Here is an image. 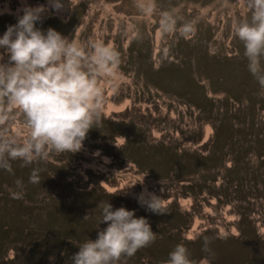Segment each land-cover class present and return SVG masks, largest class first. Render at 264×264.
<instances>
[{
	"label": "rangeland",
	"instance_id": "rangeland-1",
	"mask_svg": "<svg viewBox=\"0 0 264 264\" xmlns=\"http://www.w3.org/2000/svg\"><path fill=\"white\" fill-rule=\"evenodd\" d=\"M59 2L54 10L50 0H0V38L25 7L43 5L38 28L85 46L111 44L120 64L100 79L102 123L81 151L28 167L11 160L12 172L0 169V264H73L79 246L107 227L99 224L105 202L151 219L164 239L120 264H163L174 248L164 241L179 226L172 239L188 241L191 256L264 264V89L234 32L236 21L251 17L246 0H154L147 15L138 0ZM163 11L179 18L177 31H162ZM187 21L196 30L185 36ZM0 55L7 63L5 49ZM6 126L18 142L26 138L19 111ZM33 168L41 169L38 184L29 182ZM17 179L22 199L11 196L21 191ZM152 194L162 198L164 213L139 206Z\"/></svg>",
	"mask_w": 264,
	"mask_h": 264
},
{
	"label": "clouds",
	"instance_id": "clouds-1",
	"mask_svg": "<svg viewBox=\"0 0 264 264\" xmlns=\"http://www.w3.org/2000/svg\"><path fill=\"white\" fill-rule=\"evenodd\" d=\"M50 3L54 10L63 7L59 0ZM136 6L145 15L155 11L154 0H138ZM246 6L251 17L236 21L234 32L243 43L248 71L264 89V0H246ZM45 11L43 5L25 7L17 24L10 25L0 38V48L8 56L7 63H0V169L8 172H12L11 160H21V166L28 167L47 161L53 153L81 151L88 132L102 123L105 89L100 79L113 76L120 64V53L111 44L97 41L85 46L52 28L46 32L38 28ZM160 17L164 33L177 31L179 18L174 12L163 11ZM195 30V21H187L180 32L186 36ZM16 111L22 113L27 132L22 142L9 135L6 126ZM40 171L32 169L30 183H40ZM15 185L21 191L10 190L11 196L22 199V180L17 179ZM161 201L154 194L148 198L142 195L139 200L157 214L164 213ZM99 207V224L107 227L95 240L88 238L79 246L71 258L73 264H120L122 258H130L155 242L157 234L145 217L135 216V210H114L108 202ZM207 243L206 237L205 246ZM163 264L195 262L181 243Z\"/></svg>",
	"mask_w": 264,
	"mask_h": 264
},
{
	"label": "trees",
	"instance_id": "trees-1",
	"mask_svg": "<svg viewBox=\"0 0 264 264\" xmlns=\"http://www.w3.org/2000/svg\"><path fill=\"white\" fill-rule=\"evenodd\" d=\"M215 130H216V128H215ZM126 141H127V140H126ZM109 148H110V147H109ZM111 148H113V149L115 150L114 147H111ZM139 206H142V205L140 204ZM142 207L145 208L144 206H142ZM167 207H171V208H167ZM167 207H166L165 209H166V210L169 209V210H167L168 212H172L174 215L176 214L177 216H180V218L184 216V215H183V216L179 215L180 213H178V211H177V213L174 212V211L172 210V206H167ZM168 212L165 213V214H166V215H169ZM152 213H153V212H152ZM149 214L152 215V214H151V211H150ZM184 218H185V217H184ZM149 224H150V226H151V219H149ZM179 228H182V227L179 226ZM179 228H177L176 231H174V232L172 233L173 236H176V235L178 234ZM161 236H163V235H159V237H158V235H157L158 238L163 239ZM173 236L169 237V239H166V240L164 241L165 243H168V241H170L168 248H169V247H171V248H172V247H175L177 244H181V243L185 244V243L188 242V241H185V239L182 240L181 238H179L180 236H177L176 239H174V238L172 239ZM171 239H172V240H171ZM163 240H164V239H163ZM155 241H157V238H156ZM164 242H163V243H164ZM151 245H152V244H151ZM154 245H155V244L153 243V246H154ZM158 246L161 247L160 244H159ZM173 249H174V248H173ZM173 249H171V250H173ZM191 259L195 262V264H200L201 262H203L204 259L209 260L208 262H209L210 264H218L217 262H214L213 259H211V258L208 256V254H205V252H203V253H199V254H197V253L192 254Z\"/></svg>",
	"mask_w": 264,
	"mask_h": 264
}]
</instances>
